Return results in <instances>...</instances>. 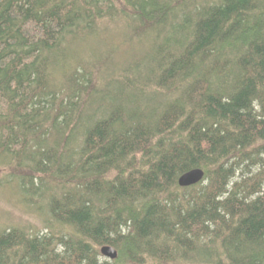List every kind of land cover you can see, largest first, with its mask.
<instances>
[{"label":"trees","instance_id":"obj_1","mask_svg":"<svg viewBox=\"0 0 264 264\" xmlns=\"http://www.w3.org/2000/svg\"><path fill=\"white\" fill-rule=\"evenodd\" d=\"M0 172V264H264V0H0Z\"/></svg>","mask_w":264,"mask_h":264},{"label":"rangeland","instance_id":"obj_2","mask_svg":"<svg viewBox=\"0 0 264 264\" xmlns=\"http://www.w3.org/2000/svg\"><path fill=\"white\" fill-rule=\"evenodd\" d=\"M0 180L1 182L7 181V178L1 172ZM5 196L10 197L8 199ZM19 198V194L12 187L0 192V227L29 224L33 228H36L34 219L30 216L31 210H23L24 206L21 203L19 204Z\"/></svg>","mask_w":264,"mask_h":264},{"label":"water","instance_id":"obj_3","mask_svg":"<svg viewBox=\"0 0 264 264\" xmlns=\"http://www.w3.org/2000/svg\"><path fill=\"white\" fill-rule=\"evenodd\" d=\"M202 178L203 172L199 169H194L181 175L177 180V184L181 188H186L196 185L202 180ZM100 254L110 261L115 260L117 258L116 250L109 246L101 247Z\"/></svg>","mask_w":264,"mask_h":264},{"label":"bare ground","instance_id":"obj_4","mask_svg":"<svg viewBox=\"0 0 264 264\" xmlns=\"http://www.w3.org/2000/svg\"><path fill=\"white\" fill-rule=\"evenodd\" d=\"M20 194V193H19Z\"/></svg>","mask_w":264,"mask_h":264}]
</instances>
